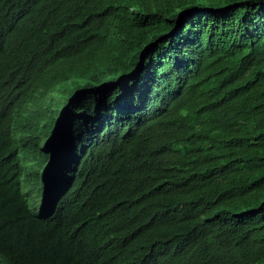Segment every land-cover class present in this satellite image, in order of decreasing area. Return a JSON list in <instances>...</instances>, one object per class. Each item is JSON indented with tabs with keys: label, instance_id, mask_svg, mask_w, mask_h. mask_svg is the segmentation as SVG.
<instances>
[{
	"label": "trees",
	"instance_id": "1",
	"mask_svg": "<svg viewBox=\"0 0 264 264\" xmlns=\"http://www.w3.org/2000/svg\"><path fill=\"white\" fill-rule=\"evenodd\" d=\"M0 264H264V0H0Z\"/></svg>",
	"mask_w": 264,
	"mask_h": 264
},
{
	"label": "rangeland",
	"instance_id": "2",
	"mask_svg": "<svg viewBox=\"0 0 264 264\" xmlns=\"http://www.w3.org/2000/svg\"><path fill=\"white\" fill-rule=\"evenodd\" d=\"M32 105L31 107H33ZM36 117L31 116L30 112H25L21 117H19L15 122L16 136L15 139L20 150V161L22 165V189L25 193L29 206L35 215L42 213L41 203L44 198V178L43 174H38L36 169H39L43 157V149L35 148V152L31 148L24 147V142L19 139L18 132L23 130L25 132L26 128L32 127L36 122ZM33 137H38L39 142L37 146H47L50 144V139L46 136H38L33 134ZM27 166H33V169H28Z\"/></svg>",
	"mask_w": 264,
	"mask_h": 264
},
{
	"label": "clouds",
	"instance_id": "3",
	"mask_svg": "<svg viewBox=\"0 0 264 264\" xmlns=\"http://www.w3.org/2000/svg\"><path fill=\"white\" fill-rule=\"evenodd\" d=\"M39 147L43 149L44 146H38V148H39ZM31 149L33 150V152H35V150H36V149H33V148H31ZM48 165H49L50 167H52V166H53V162L50 161ZM26 167H27L28 169H33V170H34V167H33V166H27V165H26ZM36 172H37L38 174H43L44 170H43V168H42L41 165H40L39 169H36ZM43 176H44V174H43ZM45 179H46V176H45L44 180H45ZM21 185H22V176H21ZM22 191H23V189H22ZM23 193H24V192H23ZM24 194H25V193H24ZM46 196H47V193H46V190H45V191H44V198H43V201H42V203H41V206H42V207L44 206V201H45ZM27 202H28V200H27ZM28 204H29V203H28Z\"/></svg>",
	"mask_w": 264,
	"mask_h": 264
}]
</instances>
